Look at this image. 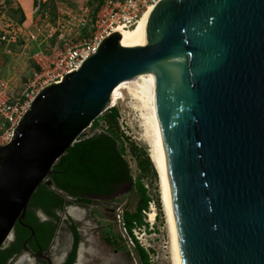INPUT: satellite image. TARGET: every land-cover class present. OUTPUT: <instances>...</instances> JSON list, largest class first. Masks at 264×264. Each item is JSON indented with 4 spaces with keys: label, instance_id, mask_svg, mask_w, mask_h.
I'll use <instances>...</instances> for the list:
<instances>
[{
    "label": "water",
    "instance_id": "water-1",
    "mask_svg": "<svg viewBox=\"0 0 264 264\" xmlns=\"http://www.w3.org/2000/svg\"><path fill=\"white\" fill-rule=\"evenodd\" d=\"M119 39L42 89L0 145V250L16 224L34 236L23 223L33 193L52 187V168L110 109L113 90L147 74L184 264H264V0H158L145 45L125 50Z\"/></svg>",
    "mask_w": 264,
    "mask_h": 264
},
{
    "label": "rangeland",
    "instance_id": "rangeland-1",
    "mask_svg": "<svg viewBox=\"0 0 264 264\" xmlns=\"http://www.w3.org/2000/svg\"><path fill=\"white\" fill-rule=\"evenodd\" d=\"M37 1L35 0L34 7H36ZM44 1L41 4V12L34 14L33 18L27 19L21 16L19 11H22L23 14L24 12L15 0H0V27L7 30L6 25H12V22L15 23L20 27H17L19 35L26 40L27 36L30 33H35L37 26H39L45 37H49L41 46L47 54L54 52L55 55H58L65 46L80 45L89 40L91 36L90 29L88 26L79 23L82 14L80 8L88 6L90 8L89 16H91L92 11L100 4L99 0ZM38 14L41 18H38ZM42 37L40 36L38 40L41 41ZM22 45L25 48L21 47V43H17L16 47L11 46L12 53L10 55H3L0 52V67L3 69L4 76L9 79L13 92L21 89L22 83L26 81L35 67L31 57L37 48V43L26 41ZM140 76L148 77L147 74ZM140 76L133 79L135 83H129L130 88L135 90L140 86L141 83L138 81ZM114 108L119 112L121 130L150 155V134L142 116L144 113V116H146L147 111L141 110V105L129 95L123 101L119 100ZM101 117H104V114ZM104 125L103 120H100L97 127L87 129L82 135L92 136L95 133L102 132ZM125 159L130 166L131 175L135 181L139 175L136 163L129 154H126ZM155 172L157 174L156 180L153 178L143 180L147 194L152 199L148 210L143 214V220L147 223V226L135 228L133 235L139 246L148 254L150 264H174L171 234L162 204L161 185L158 180L157 169ZM156 198L159 199L160 210L154 203ZM137 202L138 195L134 184H131L119 190L114 202L118 205V209L99 206L97 203L86 208L75 204L70 205L69 213L76 221L81 223L89 241L88 246L86 245V248L80 251V264H109L115 256L111 247H104V238L107 237L116 241L115 249L118 251L116 257L120 258L122 264H135L126 242H123L120 238L122 235L117 217L118 213L123 210L135 213ZM151 213L155 215L153 221H150L149 218ZM95 227H101L103 233L100 235L95 232L92 233L91 230ZM132 244L136 246L133 241Z\"/></svg>",
    "mask_w": 264,
    "mask_h": 264
},
{
    "label": "trees",
    "instance_id": "trees-1",
    "mask_svg": "<svg viewBox=\"0 0 264 264\" xmlns=\"http://www.w3.org/2000/svg\"><path fill=\"white\" fill-rule=\"evenodd\" d=\"M19 12L25 17L22 11ZM14 25L17 26L12 22V26ZM3 34L4 29L0 27V38ZM100 120L105 124L102 132L92 136L82 135L56 162L49 176L52 187L39 185L30 198L23 223L31 228L34 237L45 248L57 228L58 212L66 206H89L95 199L114 203L122 187L134 184L138 195L137 209L135 213L123 210V223L130 239L136 243L135 249L142 264H150L148 254L137 243L133 230L147 226L143 214L148 210L152 199L147 194L143 180H156L157 174L146 150L121 130L117 109L110 108L104 113V117H99L91 127H97ZM126 154L136 163L139 175L135 181L125 159ZM154 203L160 210L158 198ZM37 212H41L45 219L40 220ZM14 237L15 241L9 247L0 250V264H5L20 251L23 242L31 237V232L16 224ZM120 238L125 242L122 236Z\"/></svg>",
    "mask_w": 264,
    "mask_h": 264
},
{
    "label": "built area",
    "instance_id": "built-area-1",
    "mask_svg": "<svg viewBox=\"0 0 264 264\" xmlns=\"http://www.w3.org/2000/svg\"><path fill=\"white\" fill-rule=\"evenodd\" d=\"M158 0H102L99 5L89 13L90 8L83 6L80 24L88 26L90 38L87 42L76 46L64 47L58 55L45 53L41 46L49 37H45L42 29L37 26L35 33H30L27 39H23L18 32L19 26L8 25L0 38V52L3 55L12 53L11 46L17 43L25 44L26 41L37 43V48L31 57L35 67L29 77L22 84L21 89L12 91L10 81L0 67V145L8 144L14 135L21 118L28 111L30 104L36 95L51 84L60 83L65 75L78 69L81 63L94 54L99 44L118 28H130L141 19L149 7ZM44 0H38L34 7V14L41 12V4ZM37 17V16H36ZM90 17V19H88ZM38 18H41L38 14ZM17 29H16V28ZM20 28V27H19ZM43 36L39 41V37Z\"/></svg>",
    "mask_w": 264,
    "mask_h": 264
},
{
    "label": "bare ground",
    "instance_id": "bare-ground-1",
    "mask_svg": "<svg viewBox=\"0 0 264 264\" xmlns=\"http://www.w3.org/2000/svg\"><path fill=\"white\" fill-rule=\"evenodd\" d=\"M153 6L141 17L137 24L130 28H118L116 33L120 35L118 46L125 50L141 49L146 42V26L149 14ZM135 79V78H134ZM138 81L141 83L137 89H132L129 83H135L133 79L122 82L112 92L110 108L115 107L119 100L123 101L128 95L141 105V110L147 111L143 116L145 126L150 134L149 144L151 158L158 172V180L161 185V197L164 212L166 214L167 225L170 230L174 264H184L180 245L178 225L174 213L171 184L167 171L166 150L160 124L157 118L155 86L152 78L140 76ZM137 110V109H136ZM155 215H149L150 221L154 220Z\"/></svg>",
    "mask_w": 264,
    "mask_h": 264
},
{
    "label": "flooded vegetation",
    "instance_id": "flooded-vegetation-1",
    "mask_svg": "<svg viewBox=\"0 0 264 264\" xmlns=\"http://www.w3.org/2000/svg\"><path fill=\"white\" fill-rule=\"evenodd\" d=\"M92 205L82 207H91ZM76 205V204H75ZM70 205L58 212L59 222L55 230L54 236L47 247L43 248L38 240L31 236L26 239L20 251L15 253L5 264H80V251L88 246L86 233L81 223L76 221L69 213ZM37 217L44 220L45 217L41 212H37ZM92 233H103L101 227H95ZM15 241L14 231L8 243L3 247H9ZM104 247L113 249L114 259L109 264H122L119 257H116L118 251L115 249L116 241L110 237L104 238ZM126 242V241H125Z\"/></svg>",
    "mask_w": 264,
    "mask_h": 264
},
{
    "label": "crops",
    "instance_id": "crops-1",
    "mask_svg": "<svg viewBox=\"0 0 264 264\" xmlns=\"http://www.w3.org/2000/svg\"><path fill=\"white\" fill-rule=\"evenodd\" d=\"M20 8L23 10L25 17L28 19L30 17H34V6L35 0H15ZM3 72V69H2ZM4 75V74H3Z\"/></svg>",
    "mask_w": 264,
    "mask_h": 264
}]
</instances>
